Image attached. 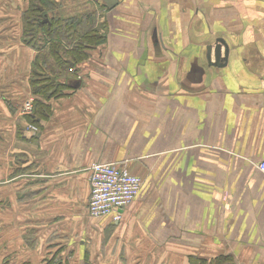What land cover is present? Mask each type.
Wrapping results in <instances>:
<instances>
[{
    "label": "crops",
    "instance_id": "1",
    "mask_svg": "<svg viewBox=\"0 0 264 264\" xmlns=\"http://www.w3.org/2000/svg\"><path fill=\"white\" fill-rule=\"evenodd\" d=\"M20 1L0 0V264H107L115 240L117 264H264V0H116L81 86L36 123ZM94 163L146 178L119 223L88 213Z\"/></svg>",
    "mask_w": 264,
    "mask_h": 264
},
{
    "label": "trees",
    "instance_id": "2",
    "mask_svg": "<svg viewBox=\"0 0 264 264\" xmlns=\"http://www.w3.org/2000/svg\"><path fill=\"white\" fill-rule=\"evenodd\" d=\"M58 1L61 0H34L30 10L23 14L26 43L30 45L28 31L32 28L40 30L39 36L44 42L41 48L30 45L39 53L31 77L32 93L37 97L33 116L28 117L33 123L48 119L51 106L47 103L53 98L63 97V92L72 89V83L78 81L69 70L77 72L79 65L90 55L89 51L106 42L101 32L105 27L98 23V11L105 8L101 0L95 4L98 9L92 8L73 15H63V5ZM43 13L48 15V24L40 21ZM218 261L219 264L232 263L228 256H222Z\"/></svg>",
    "mask_w": 264,
    "mask_h": 264
},
{
    "label": "built area",
    "instance_id": "3",
    "mask_svg": "<svg viewBox=\"0 0 264 264\" xmlns=\"http://www.w3.org/2000/svg\"><path fill=\"white\" fill-rule=\"evenodd\" d=\"M70 72H73L70 70ZM34 111V100L28 98L22 108L23 116H31ZM33 133L38 132L34 125L29 127ZM264 174V161L258 165ZM91 193L88 213L93 219L109 218L110 222L119 223L123 213L136 201L144 185L143 180L131 174L126 167L116 163H94L90 168Z\"/></svg>",
    "mask_w": 264,
    "mask_h": 264
},
{
    "label": "rangeland",
    "instance_id": "4",
    "mask_svg": "<svg viewBox=\"0 0 264 264\" xmlns=\"http://www.w3.org/2000/svg\"><path fill=\"white\" fill-rule=\"evenodd\" d=\"M16 3H20L21 1L20 0H15ZM25 1H26V4H25ZM23 3H24V6L25 8L29 9L31 8V4L32 2H34V0H25ZM37 1V0H35ZM100 1V0H99ZM97 2V0H68V4H67V15H70V12L72 13L71 15L73 14H78V13H82V12H85L86 10H91L92 8L93 9H98V7L95 5V3ZM252 2H256V1H250V0H246V1H236V2H232L230 1L229 3H236L238 6H241V4H246L247 5H252L253 3ZM101 3L105 6L104 9H99V20H98V23H101L104 25L103 20L102 19V15H103V18L105 16V14L107 13V6L101 1ZM260 3V2H259ZM11 5V3H9ZM33 16V15H32ZM23 23H24V20H23ZM101 32L104 34V36L106 35V30L104 31V29H101ZM41 33H40V30L38 28H32L28 31V39H29V43L31 45V47L34 45V47L36 48H41L42 47V44L44 43L43 40L40 38ZM86 62V60H85ZM77 70V69H76ZM70 71V70H69ZM71 73V72H70ZM73 74H77V72L73 73ZM32 98V97H30ZM33 100H35V98H33ZM25 103V102H24ZM24 103L22 104V108L24 107ZM34 105H35V101H34ZM35 108V106H34ZM22 111V109H21ZM29 117V116H28ZM124 167V166H123ZM127 168V170L133 174V175H136L138 177H140L143 182L145 183L144 180H146V178L144 176H141L140 174H138L139 172H137L136 170H134V167H130V164H126L125 166ZM129 209V208H128ZM127 209V210H128ZM130 218V223L127 224L126 226H123L117 231V233L119 234L121 232L122 234V231L123 230H126L127 233H128V238H127V246L130 245V246H133L134 244V241L135 239L132 238V235H130L131 233L137 231V229H139V226L137 224L134 223L133 221V218L132 216L129 217ZM114 229H116L115 225H109V227L106 228V230H108L110 232V234L112 235L114 233ZM95 231L98 232V234L101 233V229L98 230V228L95 227ZM97 245L100 243V239H98L97 241ZM116 244H117V241L115 240V245L114 247H112V252L109 251V260L107 261V264H117L118 263V258H119V255H118V252L116 251ZM121 246V245H120ZM152 252H154L152 250ZM152 252L150 253V250H145V253L146 254H143L142 258H143V264H158V261L159 259L160 260H164L166 256H159L157 255L156 253L152 254ZM134 252H133V249H128L126 250V264H134L136 262V260H134ZM123 263V261H122ZM164 264V263H163Z\"/></svg>",
    "mask_w": 264,
    "mask_h": 264
},
{
    "label": "water",
    "instance_id": "5",
    "mask_svg": "<svg viewBox=\"0 0 264 264\" xmlns=\"http://www.w3.org/2000/svg\"><path fill=\"white\" fill-rule=\"evenodd\" d=\"M109 9L114 8L117 5L116 0H101ZM215 1H223V2H230V1H246V0H215ZM41 12L43 11V9H40ZM42 24H48L49 23V18L48 15L46 13H43L42 15V19L40 20ZM224 46L225 48V56H224V61H227V57L229 55V47L227 46V44L225 43L224 40H219V45L215 48V63L214 65L218 66L220 61H221V50L222 47ZM211 52H212V47L210 46L207 50V56L208 58L211 57ZM81 86V81H76L73 82L71 85V88L73 89H77Z\"/></svg>",
    "mask_w": 264,
    "mask_h": 264
}]
</instances>
